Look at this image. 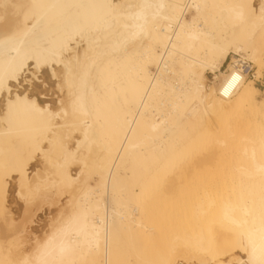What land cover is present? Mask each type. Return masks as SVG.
I'll return each mask as SVG.
<instances>
[{"label": "bare ground", "instance_id": "6f19581e", "mask_svg": "<svg viewBox=\"0 0 264 264\" xmlns=\"http://www.w3.org/2000/svg\"><path fill=\"white\" fill-rule=\"evenodd\" d=\"M263 73L264 0H0V264H264Z\"/></svg>", "mask_w": 264, "mask_h": 264}, {"label": "rangeland", "instance_id": "374dc122", "mask_svg": "<svg viewBox=\"0 0 264 264\" xmlns=\"http://www.w3.org/2000/svg\"><path fill=\"white\" fill-rule=\"evenodd\" d=\"M230 61V58H227V62H225L224 63V65H223V67H222V71H224L225 69H226V63H228ZM33 65H30L28 68H29V71H26V72H29V73H26L25 71L21 74V76L22 77H20L19 78V81L16 83V87H14L15 89H21L22 90V87H25V88H30L29 87V85H31V84H33V83H35V84H37V85H40V88H43L42 86H44L43 84L41 85V83H42V80L44 81V79H46V82L47 81H55V80H52L51 79V76L49 77V75H46V78L44 77V78H42V79H40V81H39V79H37V77H38V73L37 74H35V75H32V73H30V72H33L34 71V69H33V67H32ZM31 68V69H30ZM32 70V71H31ZM24 74V75H23ZM33 76V78H30V77H32ZM26 78H25V77ZM37 76V77H36ZM208 77L209 78H211L212 77V75L210 74V76L208 75ZM30 78V79H29ZM26 79V80H25ZM260 80H257V81H259L258 83H256V84H258L257 86L259 87L258 89H260V91H261V87H264V73H263V75H262V77L261 78H259ZM261 79H262V81H261ZM29 80V81H28ZM24 82V83H23ZM30 82H32V83H30ZM29 84V85H28ZM18 86H20V88L18 87ZM45 88L47 87V84H46V86H44ZM54 87L56 88V86L54 85ZM13 89V88H12ZM49 89V88H48ZM47 89V90H48ZM52 89H54L53 87H52ZM264 92H263V90L261 91V92H259L258 93V97L259 98H257V99H259L258 100V103L260 102V100L262 101L263 99H264V94H263ZM45 94V93H44ZM55 96L56 95H54V94H52V92L51 91H48L46 94H45V96H44V99L45 100H51V99H55ZM261 97V98H260ZM16 200L18 201V204L20 205V206H17V205H15L14 204V202H13V204L11 205V207L13 208V210H12V212L13 213H15V215H14V219H12L13 221V223H16V222H20V220H21V218L20 217H22L21 215L23 214V211H24V208H25V204L23 203V201H21L20 199H18V198H16ZM65 200H66V197L64 196V197H61V201L60 202H57V203H55V205H57V206H55L54 204L53 205H48L47 206V204H45V205H42V209L40 208V209H38L37 211V213H36V218H34L33 220L35 221V222H33L31 225H30V227L31 228H33L32 229V232L30 233V236L31 237H26V238H23V239H21L20 238V242L21 241H23V243H21L18 247L20 248V247H26V245H27V247L29 246V244L30 243H32V241H33V236H35V235H38L40 232H42V231H44L45 229H47L48 228V225L49 224H51V222L53 221V218L55 217V215L57 214V212H58V209H60V208H62V204L65 202ZM53 206V207H52ZM56 207V208H55ZM59 207V208H58ZM16 208H17V210H16ZM50 209V210H49ZM19 210V211H18ZM14 211H18V215H17V213L16 212H14ZM39 215V216H38ZM43 218V219H42ZM28 230H30V228L28 229ZM33 233V234H32ZM20 235H23V233H21ZM24 236H25V234H24ZM241 255L243 256V255H245L244 254V252H242L241 253ZM239 256V255H238ZM241 257V256H240ZM242 258V261L245 259V257L243 258V257H241ZM241 261V262H242ZM245 261V260H244ZM243 261V262H244Z\"/></svg>", "mask_w": 264, "mask_h": 264}, {"label": "built area", "instance_id": "2783aa9c", "mask_svg": "<svg viewBox=\"0 0 264 264\" xmlns=\"http://www.w3.org/2000/svg\"><path fill=\"white\" fill-rule=\"evenodd\" d=\"M238 60H239V62L237 64L239 65V67L241 69L240 70L241 74L243 76L246 75L250 79H253V77H252L253 70L250 66V63L244 59H238ZM258 80H260V79H258ZM261 81H262V79H261Z\"/></svg>", "mask_w": 264, "mask_h": 264}]
</instances>
